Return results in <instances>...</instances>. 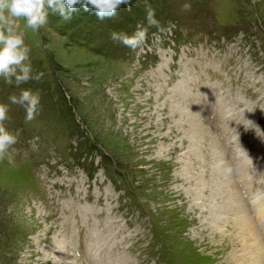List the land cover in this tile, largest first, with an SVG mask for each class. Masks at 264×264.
I'll use <instances>...</instances> for the list:
<instances>
[{"label": "rangeland", "instance_id": "obj_1", "mask_svg": "<svg viewBox=\"0 0 264 264\" xmlns=\"http://www.w3.org/2000/svg\"><path fill=\"white\" fill-rule=\"evenodd\" d=\"M146 4L165 31L114 43ZM26 43L41 111L9 106L0 264H264V0H132Z\"/></svg>", "mask_w": 264, "mask_h": 264}, {"label": "clouds", "instance_id": "obj_2", "mask_svg": "<svg viewBox=\"0 0 264 264\" xmlns=\"http://www.w3.org/2000/svg\"><path fill=\"white\" fill-rule=\"evenodd\" d=\"M131 6L132 0H0V79L17 89L9 95V103L0 102V160L5 159L18 143V135L9 131L5 124L9 106L24 109L26 124L34 121L41 111L40 91L23 87L44 77L42 71L33 69L32 49L26 43L28 33H36L46 27L51 16L70 22L75 14L83 11L104 21L117 17L122 7L130 10ZM182 8L185 12L191 11L192 4L186 2ZM145 11V22L137 23L134 31L113 30L110 39L133 52L142 50L150 28H157L159 33L165 31L150 4L145 5ZM153 35L156 36L155 33Z\"/></svg>", "mask_w": 264, "mask_h": 264}, {"label": "bare ground", "instance_id": "obj_3", "mask_svg": "<svg viewBox=\"0 0 264 264\" xmlns=\"http://www.w3.org/2000/svg\"><path fill=\"white\" fill-rule=\"evenodd\" d=\"M254 202H255V201H254ZM256 204H257V203H256ZM257 206H258V205H257ZM259 206H261V205H259ZM257 210H258V209H257ZM253 212H254V209H253ZM255 212H256V210H255ZM262 212H264V210H263L262 208H260V209L257 211V216H258L259 214H260V215L263 214ZM263 257H264V255H263ZM246 261H247L248 264H261V263H262V262L257 263L255 260H252V259H251L250 261H249L248 259H246ZM247 263H246V264H247Z\"/></svg>", "mask_w": 264, "mask_h": 264}]
</instances>
